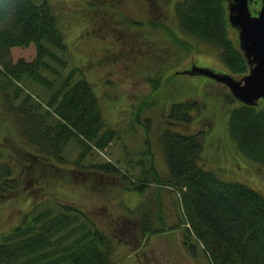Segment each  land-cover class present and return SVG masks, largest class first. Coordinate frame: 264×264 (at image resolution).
<instances>
[{
	"label": "rangeland",
	"instance_id": "1",
	"mask_svg": "<svg viewBox=\"0 0 264 264\" xmlns=\"http://www.w3.org/2000/svg\"><path fill=\"white\" fill-rule=\"evenodd\" d=\"M179 1L48 0L70 50L63 71L73 66L83 71L99 97L106 121L118 136L104 149L91 147L82 167L70 163L79 146L68 141L62 153L70 162L50 160L43 168L46 178L43 176L37 184L23 182L12 197L0 203V232L16 224L31 204L59 201L82 210L110 236L112 264H212L203 242L191 228L190 232L185 229L189 223L185 222L180 201L181 188L155 179L157 172L164 178L169 172L159 141L161 132L171 128L197 134L205 168L243 182L263 195L264 167L244 156L229 133V111L236 102L229 97L228 87L204 75H173L192 63L232 74L215 46L181 29L175 11ZM230 33L236 37L237 29L230 27ZM35 55L32 42L11 46L8 51L12 62L18 58L29 61ZM157 75L162 76L153 93L147 77ZM22 81L18 83L24 90L14 103L25 91L45 100L36 82ZM149 98L154 103H149ZM187 100L198 106L190 110L189 121L167 119L172 103ZM5 132L10 138L19 136L10 112L3 110L2 142ZM107 160L117 168L104 173L103 168L97 173L89 169L91 162ZM155 169L157 172H153ZM144 174L149 180L139 190L135 184ZM142 205L146 206L145 214L151 213L150 221L157 231L142 233L139 219L146 217L139 212ZM184 240L188 246L192 244L194 255Z\"/></svg>",
	"mask_w": 264,
	"mask_h": 264
},
{
	"label": "trees",
	"instance_id": "2",
	"mask_svg": "<svg viewBox=\"0 0 264 264\" xmlns=\"http://www.w3.org/2000/svg\"><path fill=\"white\" fill-rule=\"evenodd\" d=\"M226 4L227 0H181L175 6L176 17L182 30L215 46L225 67L241 76L248 64L230 33ZM59 25L48 0H0V105L10 112L19 134L10 138L5 132V142L0 141V203L23 182L37 184L46 178L43 168L50 160L66 163L62 152L68 141L79 146L77 156L68 162L82 167L91 147L104 149L118 136L83 71L76 66L63 71L70 50ZM31 42L35 57L12 62L9 48ZM161 76L147 77L153 93ZM22 80L36 82L45 100L25 91L14 103L24 90L18 83ZM229 97L236 102L229 111V133L244 156L264 167V102L246 105L232 94ZM196 107L192 100L174 102L167 119L189 121L190 110ZM159 141L169 172L164 178L155 169V179L181 188L180 201L189 223L185 229L191 228L203 242L212 264H264V195L205 168L197 134L165 128ZM88 166L94 173L117 168L110 160ZM139 179L135 186L140 190L148 174ZM145 207L139 211L146 215L139 219L144 234L158 230ZM112 243L94 219L76 206L36 203L16 224L0 232V264H112ZM184 244L194 255L192 244L188 246L187 240Z\"/></svg>",
	"mask_w": 264,
	"mask_h": 264
},
{
	"label": "water",
	"instance_id": "3",
	"mask_svg": "<svg viewBox=\"0 0 264 264\" xmlns=\"http://www.w3.org/2000/svg\"><path fill=\"white\" fill-rule=\"evenodd\" d=\"M250 0H228L227 21L237 28L236 41L248 64V72L235 77L228 71L214 69L209 65L192 63L174 74L204 75L223 82L237 101L246 105H256L264 100V0L253 14L249 8Z\"/></svg>",
	"mask_w": 264,
	"mask_h": 264
},
{
	"label": "flooded vegetation",
	"instance_id": "4",
	"mask_svg": "<svg viewBox=\"0 0 264 264\" xmlns=\"http://www.w3.org/2000/svg\"><path fill=\"white\" fill-rule=\"evenodd\" d=\"M255 4V6H254ZM260 0H250L249 1V8L253 14H256L257 10L260 7Z\"/></svg>",
	"mask_w": 264,
	"mask_h": 264
}]
</instances>
